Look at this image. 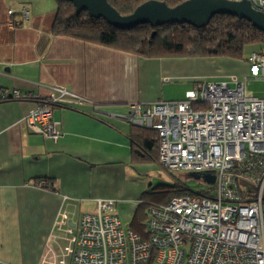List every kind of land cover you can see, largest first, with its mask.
Returning a JSON list of instances; mask_svg holds the SVG:
<instances>
[{
	"label": "crops",
	"instance_id": "1",
	"mask_svg": "<svg viewBox=\"0 0 264 264\" xmlns=\"http://www.w3.org/2000/svg\"><path fill=\"white\" fill-rule=\"evenodd\" d=\"M56 7V0H0V94L19 93L0 98V264H56L58 249L70 245L55 225L64 196L77 202L71 228L99 200L128 197L133 171L144 168L131 160L130 105L182 101L200 82L238 76L234 60L149 59L53 35ZM54 87L70 95L52 108L62 133L56 142L24 122Z\"/></svg>",
	"mask_w": 264,
	"mask_h": 264
},
{
	"label": "built area",
	"instance_id": "2",
	"mask_svg": "<svg viewBox=\"0 0 264 264\" xmlns=\"http://www.w3.org/2000/svg\"><path fill=\"white\" fill-rule=\"evenodd\" d=\"M228 1H247L264 15V0ZM246 62L242 78L200 82L182 101L128 107L129 123L156 131L159 166L209 174L213 184L204 183L213 190L150 205L145 238L122 226L113 200H99L71 228L77 202L64 196L55 225L70 245L54 263L70 256L69 264H264V98L246 88L264 80V51ZM69 96L54 87L25 117L26 127L56 142L62 133L52 108Z\"/></svg>",
	"mask_w": 264,
	"mask_h": 264
},
{
	"label": "trees",
	"instance_id": "3",
	"mask_svg": "<svg viewBox=\"0 0 264 264\" xmlns=\"http://www.w3.org/2000/svg\"><path fill=\"white\" fill-rule=\"evenodd\" d=\"M146 1L148 0H107L122 16L131 14L136 7ZM157 1L173 7L185 0ZM56 4L50 27L53 35L79 39L144 58H221L243 61L245 54L264 51V34L250 23L231 15H216L208 25L200 29L185 24H166L156 28L139 25L130 30H119L108 25L103 19L90 17L84 11L76 13L75 8L69 2L56 0ZM0 98L11 100L14 97L11 93L6 97H1L0 94ZM131 137L134 143L131 153L132 163H157L158 136L156 131L136 127ZM158 193L163 194V198L158 204L153 205H165L174 196L193 194L182 188L164 186L159 189ZM149 206L146 203L140 205L146 210L142 223L144 230L138 232V235L143 238L146 237L145 222ZM138 211L139 208L133 210L131 224L137 220Z\"/></svg>",
	"mask_w": 264,
	"mask_h": 264
},
{
	"label": "water",
	"instance_id": "4",
	"mask_svg": "<svg viewBox=\"0 0 264 264\" xmlns=\"http://www.w3.org/2000/svg\"><path fill=\"white\" fill-rule=\"evenodd\" d=\"M75 8L76 13L86 12L90 17L103 19L108 25L119 30H130L139 25L152 28L166 24L189 25L200 29L208 25L216 15H231L250 23L264 34V15L252 9L247 1L232 2L228 0H185L173 7L157 0H148L140 4L129 15H120L107 0H63ZM189 176L207 184H213L214 177L209 174Z\"/></svg>",
	"mask_w": 264,
	"mask_h": 264
},
{
	"label": "rangeland",
	"instance_id": "5",
	"mask_svg": "<svg viewBox=\"0 0 264 264\" xmlns=\"http://www.w3.org/2000/svg\"><path fill=\"white\" fill-rule=\"evenodd\" d=\"M248 54L244 55L243 61H238L239 65L233 68V72L242 78L246 73V59ZM224 76H214L212 78H222ZM217 80V79H216ZM246 88L254 96L264 98V80H251L246 83ZM134 183L132 191L128 197L118 201L115 205L116 214L118 215L122 226L138 234L142 232V226L145 209L140 207L141 204L149 205L158 204L163 198V194L158 191L161 187H178L187 190L190 193H200L211 188L206 185L202 179L196 180L189 176V172L182 170H167L155 162L144 164L141 171H133ZM131 185V184H130ZM139 208V216L132 224L133 210Z\"/></svg>",
	"mask_w": 264,
	"mask_h": 264
}]
</instances>
